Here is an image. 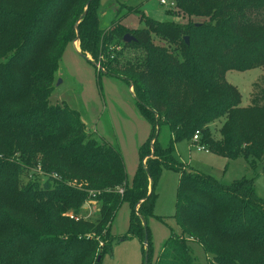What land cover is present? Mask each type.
I'll return each mask as SVG.
<instances>
[{"label": "trees", "instance_id": "obj_1", "mask_svg": "<svg viewBox=\"0 0 264 264\" xmlns=\"http://www.w3.org/2000/svg\"><path fill=\"white\" fill-rule=\"evenodd\" d=\"M172 1L176 7L177 2ZM6 2L10 10L0 11V56L11 54L0 63V264H94L111 249L109 228L122 202L130 205V219L128 231L120 239L140 240L142 264H192L187 240L197 242L210 254L212 264H240L243 257L239 249L224 245L238 238H245L253 250H264V201L255 196L253 180L242 178L222 185L183 165L174 155V143L192 140L197 132V143L207 151L230 157L241 154L248 166L250 160L264 159V127L257 138L247 121L238 127L233 117L239 114L241 101L235 86H224L230 103L215 101L204 107L203 92L209 86L195 82L202 51L186 47L183 40L184 51L191 53L189 58L195 62L186 63L151 43V34L175 43L177 37L189 33L188 29L144 15L143 27L130 34L136 41L126 44L121 22L128 14L121 12L122 4L107 7L115 19L103 30L99 26L103 11L99 8L105 7L106 0ZM201 14L209 16V24L216 29L212 31L208 25L210 34L227 28L234 42H245L244 22L251 14L249 9L239 6L230 15L223 5L216 11L203 8ZM73 39L79 42L81 54L100 65V74L120 78L133 87L135 104L150 126L146 142L138 148L139 163L131 183L117 149L88 136L78 112L49 102L61 55ZM113 45L141 48L143 55L111 58ZM103 54L106 59L101 62ZM207 62L212 65L208 58ZM262 64L259 61L256 67ZM207 72L218 76L221 68L216 65ZM184 80L191 86L189 93L185 87L184 92L195 98L189 105L175 85ZM214 93L220 95V89L214 87ZM247 109L264 111V76L251 85ZM240 114L253 123L250 114ZM222 115H226V123L225 129L218 131V139L209 129H205V136L196 129ZM161 122L170 131L166 148L157 142ZM19 168L26 169L29 180L26 187L18 189ZM163 169L179 173L174 218L180 234L172 235L160 256L151 262L143 222L152 214L155 185ZM89 201L98 204L96 224L83 216L87 210L82 207ZM67 212V217H62ZM70 214L78 220L70 219ZM245 220L247 225L260 226L256 236L244 230L241 223ZM63 221L69 225L65 233H59L58 222ZM107 236L105 245L99 246ZM256 260L264 264V258Z\"/></svg>", "mask_w": 264, "mask_h": 264}, {"label": "rangeland", "instance_id": "obj_2", "mask_svg": "<svg viewBox=\"0 0 264 264\" xmlns=\"http://www.w3.org/2000/svg\"><path fill=\"white\" fill-rule=\"evenodd\" d=\"M175 1L177 2L176 8L167 10L159 5L158 0H106L105 7L102 5L99 8L103 11L100 15L99 26L103 30L110 27L115 16L112 10L107 11V7L112 8V4L118 3L122 4V6L120 5L121 12L128 14L121 22L126 30L125 34L132 35L136 30L143 27L141 18L145 15V12L150 19H156L161 15L163 18L161 21H168L173 25L188 29L189 33L181 36L182 38L177 37L175 43L154 34H151V43L153 46L163 49L165 53L186 63L189 61L195 62L189 58L191 53L184 51L185 43L186 47L193 46L196 52L202 51L200 55L198 54L199 66L197 70L200 75L195 79V82L206 87L209 86V88H204L203 92L204 107L212 106L215 101L230 103L224 94V86H235L241 94V101L238 105L239 114L233 115L236 124L241 127V123L247 121L248 129H251L253 135L259 138L258 136L262 134L261 126L264 127V111H252L248 110L247 107L251 85L258 78L264 76V0ZM8 2L0 0V11L10 10ZM223 5L230 12V15L234 14L239 6L249 9L251 12L250 15L245 17L244 35L246 40L241 42L242 44L232 40L227 28L220 30L219 33L210 34L208 32L209 29H212V31L216 29H213L212 23L209 24V16L201 14L203 8H206L207 11H216L218 7H223ZM230 19L232 20V17ZM208 25L211 26L206 29ZM183 40H185V43ZM73 42L75 43L73 44ZM74 45L77 51L80 52L79 42L75 39L65 47L61 55L58 73L54 76L55 80L49 102L51 105L66 107L78 112L88 136L96 139L97 142H99L98 139H101L117 149L123 159L128 183H131L139 163L138 148L146 142L150 126L135 104L132 95V92H134L133 87H131V91H128V85L122 79L100 74L96 68L100 65L96 63L97 66L95 67L92 64L91 57L87 54H85L86 58L80 56L75 51ZM113 46L111 54L107 50L111 58L112 56L119 57V55L126 54L143 55L141 48ZM224 51H229V53L225 54ZM9 54L11 53L0 56V63L5 62ZM205 55L206 61H203ZM207 58L212 65L207 62ZM105 59L106 54H103L101 62H104ZM259 61H263V64L261 67H256ZM216 65L221 68V75L214 76L207 72ZM206 73L210 75L208 76ZM206 79V82L209 83L203 82ZM175 85L181 88L180 92L183 94L184 103L191 104L195 98L193 99L187 94L190 92L191 87L187 80L178 82ZM184 87L187 93L184 92ZM214 87L220 89V95L214 93ZM209 89L212 92H209ZM241 112L250 114L254 119L253 123L248 121V117L243 120L240 117ZM225 123L226 115H222L215 118L211 124L207 126L199 125L196 129L201 131L202 136H205V129H209L212 137L218 139V131L225 129L223 127ZM228 123L232 124L231 121ZM157 142L161 148H166L170 144L169 127L164 122L159 125ZM244 144L243 142L242 145ZM198 146L203 147V145L194 143L191 139L178 140L173 145L174 155L183 165L209 176L222 185L231 184L242 178L252 179L255 196L264 201V175L262 173L264 159L255 161V163L250 160L248 166L241 154L230 157L207 151V148L198 152L195 149ZM17 178L18 189L27 186L29 178L26 169L19 168ZM178 179V172L163 169L155 185L156 199L153 211L144 222L151 245L149 252L151 262H154L160 256L162 249L172 235L180 234L174 218ZM72 185L74 184L72 183ZM93 202L89 201L87 203L90 207L95 206L98 209V204L95 202L94 205ZM96 209H86L89 211L83 214L85 220L94 224L98 223L99 217ZM68 214L69 212L64 213L62 217L66 218ZM129 219L130 205L127 202H122L115 211L109 228V234L112 237L111 249L102 255L99 264L143 263V247L140 240L138 238H128L121 241L120 239L128 231ZM246 223V220L241 223L244 224V230H249V233L256 236L259 233L260 226L255 227L252 223H249V225ZM68 225V222L65 221L58 222L59 233H65ZM108 239V236L103 238L102 245H105ZM187 245L191 250L192 264H212V256L205 253L197 242L187 240ZM224 245H228L234 251L239 249L243 257L240 258V264H252L258 261L257 264H262L261 260L256 259L258 257L264 258V250L251 249L245 238H238L233 242L224 243Z\"/></svg>", "mask_w": 264, "mask_h": 264}, {"label": "built area", "instance_id": "obj_3", "mask_svg": "<svg viewBox=\"0 0 264 264\" xmlns=\"http://www.w3.org/2000/svg\"><path fill=\"white\" fill-rule=\"evenodd\" d=\"M158 2H159V5H161L163 8H165V9H167V10H173V9H175L176 7H175V4H174V2L172 1V0H158ZM192 141L194 142V143H197V141H198V133L196 132L195 134H194V136L192 137ZM195 149L197 150V151H200V150H204V148L203 147H195ZM119 193H122V190H119L118 191ZM91 203V202H90ZM88 206L87 207H90V205L88 204V203H86ZM69 218L70 219H75V220H78V218L77 217H74L73 215H69ZM92 236L91 235H87V238H91ZM99 246H102V243L101 242H99Z\"/></svg>", "mask_w": 264, "mask_h": 264}, {"label": "water", "instance_id": "obj_4", "mask_svg": "<svg viewBox=\"0 0 264 264\" xmlns=\"http://www.w3.org/2000/svg\"><path fill=\"white\" fill-rule=\"evenodd\" d=\"M123 42L124 43H126V44H129L130 42H135L136 40L134 39V37H132L130 34H125L124 36H123ZM75 42H73V44H74ZM78 52V51H77ZM78 54L80 55V56H82V57H84V58H86L87 56L86 55H83V54H81L80 52H78ZM92 64L96 67L97 66V64H94L93 62H92ZM98 70H100V71H103L102 70V68L101 67H99V66H97L96 67ZM87 204H84L83 205V209H85V208H87ZM143 225H145L144 224V222H143ZM146 242V239L144 240V243ZM146 261H147V257L145 256V258H144V262L146 263ZM99 262H100V257H97V259H96V261H95V263L94 264H99Z\"/></svg>", "mask_w": 264, "mask_h": 264}, {"label": "crops", "instance_id": "obj_5", "mask_svg": "<svg viewBox=\"0 0 264 264\" xmlns=\"http://www.w3.org/2000/svg\"><path fill=\"white\" fill-rule=\"evenodd\" d=\"M105 14V13H104ZM160 14V13H159ZM145 15H146V12H145ZM147 17H149L148 15H147ZM163 18L161 17V15L158 17V18H156V19H153V20H156V21H161ZM74 49H75V51H77V48H76V46L74 45ZM131 89V87H129L128 86V91H131L130 90ZM131 93V92H130ZM197 151V150H196ZM201 151V150H200ZM199 152V151H198ZM137 169V168H136ZM91 204H92V202H91ZM93 204L95 205V202H93ZM89 208H92V209H96L95 208V206L94 207H87V208H85V209H89ZM98 209H96V211H97ZM89 210H87L86 212H88Z\"/></svg>", "mask_w": 264, "mask_h": 264}]
</instances>
